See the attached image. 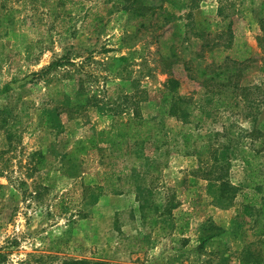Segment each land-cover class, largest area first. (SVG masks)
<instances>
[{
  "label": "rangeland",
  "instance_id": "obj_1",
  "mask_svg": "<svg viewBox=\"0 0 264 264\" xmlns=\"http://www.w3.org/2000/svg\"><path fill=\"white\" fill-rule=\"evenodd\" d=\"M112 1L51 8L57 0L8 2L19 14L0 36V264H237L242 252L264 248V228L254 223L264 218L240 217L239 196L222 199L218 182L204 177L224 165L228 183L245 187L251 180L239 156L243 148L264 198V151L255 155L264 140V95L251 118L242 102L216 113L204 108L202 120H193L188 151L195 154L189 155L175 136V119L158 114V90L172 77L180 95L204 107L208 88L196 77L212 60L194 24L205 19L197 26L210 24L205 41L225 31L220 44L232 37L247 43L252 61L239 83L264 91V46L257 45L264 0H195L181 11L150 0L148 29ZM93 14L102 17L99 28ZM55 61L60 66L49 68ZM134 110L156 123L159 148L153 141L99 145L77 161L64 158L71 140ZM111 172L119 175L121 193L98 195L95 188ZM170 200L191 214L183 235L172 233L162 213ZM208 224L220 235L201 248Z\"/></svg>",
  "mask_w": 264,
  "mask_h": 264
},
{
  "label": "trees",
  "instance_id": "obj_2",
  "mask_svg": "<svg viewBox=\"0 0 264 264\" xmlns=\"http://www.w3.org/2000/svg\"><path fill=\"white\" fill-rule=\"evenodd\" d=\"M89 0H57L48 5L51 8L54 5H65V3H72L73 6H83V3ZM95 1V0H94ZM9 0H0V36H5L7 28L11 25V22L16 14H19V10L12 5H9ZM161 4H168L176 11H181L182 8L190 5L192 8L195 5V0H160ZM114 6H118L122 11L126 12L130 18L135 19L140 29H148L154 24L151 23V17L153 13V5L150 4V0H114L112 1ZM89 10L85 11V15L88 16ZM220 14L218 13V16ZM205 21V19H204ZM202 21L199 24H194L195 36L202 42L201 47L206 48L211 53L212 63L208 68H203L197 74L196 80L200 82L204 88H208L204 97V107L197 106L193 102L192 98L182 96L178 93V81L172 77L166 81L161 89L158 90L159 98V110L160 116L173 117L176 121V137H180L181 145L187 150L189 155L195 154L191 149L194 146L192 142L195 127H193V120L200 122L202 117L207 114L204 109L210 108L212 112H218L222 110H228L229 108L239 107V103L242 102L248 109L246 117L251 118V108L258 106L261 100L256 102L257 97L264 95L260 86L256 85H240L239 79L241 78V72L247 69L251 60V50L247 43L241 38H233L230 43L220 44L219 41L224 35L225 31L215 33L211 41H205L207 39L208 30L210 24H205L197 29V26L203 24ZM260 31L262 35L257 37V45L259 47L264 46V23L259 19ZM92 22H96V27L99 28L103 25L102 17L96 14L92 15ZM96 27L92 32L96 31ZM207 33V34H206ZM230 50L232 54L231 59H228L227 53L224 52ZM227 52V51H226ZM228 52V53H229ZM60 66L59 61L52 63V66ZM212 88V90H211ZM228 90V91H227ZM239 92V93H238ZM231 93V95H230ZM254 95V98H253ZM239 96L238 101L236 98ZM233 99V102L229 101ZM198 108V109H197ZM197 122V123H198ZM195 126V125H194ZM158 128L156 123L151 120L143 118L137 111L132 112V116L127 118L119 117L114 121L109 128L98 130L95 133L85 137L73 139L67 148L64 158L77 161V159L87 153L88 150L97 147L99 145H105L110 149L119 148L120 145L132 144L134 146L144 145L146 142L153 141L155 148H159L160 139L157 138ZM264 136V134H261ZM192 142V143H191ZM264 151V140L261 141L259 149L255 150V155ZM245 149L241 148L239 156L243 161V164L248 170V183L243 188L231 186L222 175L224 172V165L215 166L217 175L209 177L211 172L206 173V177L211 178L218 182V193L222 199L227 200L240 198V217H260L264 218V198L260 196L262 181L257 179V169L253 166L251 161L247 159V156H252L250 153L245 154ZM255 157V156H254ZM44 160L42 159L37 163V168H43ZM253 166V167H252ZM104 181L102 186L96 187L98 195H119L122 190V185L119 184V175L116 173L103 174ZM68 208L63 209V212H67ZM157 211V208H154ZM162 213H165L171 219V231L173 234L183 235L189 230L190 216L191 214L181 208L178 203H172L171 200L164 207ZM143 219H146L141 214ZM154 220V218H153ZM152 220V221H153ZM254 223L261 225L264 228V223H261L256 219ZM151 224H154L152 222ZM161 229H164L161 227ZM204 233L200 237L201 248L208 241L214 242L215 238L220 235V230L213 224H208L203 229ZM260 245L264 246V239L260 241ZM126 251L131 252V249ZM242 255L235 258L234 261L237 264H264V248H260L258 252L254 254H248L242 252ZM62 264H105L101 262H87V261H63Z\"/></svg>",
  "mask_w": 264,
  "mask_h": 264
}]
</instances>
